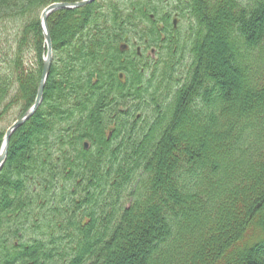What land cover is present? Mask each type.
<instances>
[{
  "label": "trees",
  "instance_id": "obj_1",
  "mask_svg": "<svg viewBox=\"0 0 264 264\" xmlns=\"http://www.w3.org/2000/svg\"><path fill=\"white\" fill-rule=\"evenodd\" d=\"M77 1L0 0V150L37 95L42 11ZM165 1L49 15L44 100L0 170V264H264V0Z\"/></svg>",
  "mask_w": 264,
  "mask_h": 264
},
{
  "label": "water",
  "instance_id": "obj_2",
  "mask_svg": "<svg viewBox=\"0 0 264 264\" xmlns=\"http://www.w3.org/2000/svg\"><path fill=\"white\" fill-rule=\"evenodd\" d=\"M93 0H81L77 2H54L50 5H48L42 13L41 19L43 23V28L45 32V37H46V44H47V55L44 60V67L42 71V76H41V81L37 90V95L34 101V104L32 107L27 110L23 116L18 118L8 129L6 132V135L4 137L3 145L1 148L0 152V169L2 168L4 162L6 161L7 158V153L9 149V143H10V138L11 135L14 133V131L22 126L27 120H29L37 111L41 103L43 102L44 99V91H45V86L47 79L49 77V72L52 64V58H53V42L51 38V34L49 32V26H48V16L52 12H54L57 9H73L76 7L84 6L88 3H90Z\"/></svg>",
  "mask_w": 264,
  "mask_h": 264
},
{
  "label": "flooded vegetation",
  "instance_id": "obj_3",
  "mask_svg": "<svg viewBox=\"0 0 264 264\" xmlns=\"http://www.w3.org/2000/svg\"><path fill=\"white\" fill-rule=\"evenodd\" d=\"M152 18L154 19V17H152ZM182 22H185L186 25L183 26ZM189 22H191V15H190L189 11L186 10V13L184 15L180 14L179 12H173V17H172L171 23L173 25V28H176L179 33L182 30L180 34L188 35ZM180 24H181L182 27L180 26ZM145 45L146 44L145 43H141L140 40H131V41H128V42H123L120 47L123 50L128 51L126 53V55H131V58L128 57V58H124V59L121 60L123 65L126 64L127 62L129 63V59H131V61L135 62V60H137V58L133 54L134 51H136V53L141 56L143 54L142 50L146 47ZM151 51H152V53L154 55L155 54V50L151 49L150 52ZM148 54L149 53L147 52L146 55H148ZM144 59L145 60H142L140 62V64L145 66V65L148 64V62H147V58L146 57ZM189 59L190 58H188V55H187L186 60L189 61ZM120 78L121 79L125 78L124 72H120ZM127 84L129 85V83H127Z\"/></svg>",
  "mask_w": 264,
  "mask_h": 264
},
{
  "label": "rangeland",
  "instance_id": "obj_4",
  "mask_svg": "<svg viewBox=\"0 0 264 264\" xmlns=\"http://www.w3.org/2000/svg\"><path fill=\"white\" fill-rule=\"evenodd\" d=\"M168 2H169V4H168ZM171 2H172V0H168V1H165V5H168L169 7H170V5H171ZM182 25L183 26H185L186 25V23L185 22H182ZM180 26H181V24H180ZM182 27V26H181ZM255 52H259L260 53V55L257 53V54H255V56H254V59H253V61H256V60H263L264 59V53L261 51V50H259V51H255ZM153 57V56H152Z\"/></svg>",
  "mask_w": 264,
  "mask_h": 264
}]
</instances>
